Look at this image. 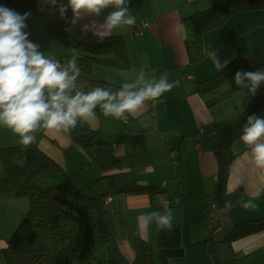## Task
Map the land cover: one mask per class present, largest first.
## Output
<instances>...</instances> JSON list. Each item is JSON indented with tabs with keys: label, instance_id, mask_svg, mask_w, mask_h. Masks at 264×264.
Segmentation results:
<instances>
[{
	"label": "crops",
	"instance_id": "obj_1",
	"mask_svg": "<svg viewBox=\"0 0 264 264\" xmlns=\"http://www.w3.org/2000/svg\"><path fill=\"white\" fill-rule=\"evenodd\" d=\"M145 2L147 10L144 19L148 24L142 34L135 33L141 20L134 27L126 26L112 32L125 35L131 66L126 69L106 65L101 69L93 66V74L121 87L123 83L133 82L141 70L149 77L155 75L157 78L167 72L170 80L180 81L179 86L167 93L159 103H150L136 118L129 117L125 122L97 115L92 124L83 125L98 130L113 144L122 165L133 170L139 182L154 184L161 191L153 197L148 194H123L107 198V209L115 223L118 245L123 255L128 260L134 259L136 252L130 235H137L155 245L159 264H212L209 245L205 241L207 230L204 227L205 208L214 199L218 170L212 150V131L233 122L247 107L251 96L235 85L234 78L205 97L195 92L196 82L218 71L215 56L221 64H227L233 59L253 53L264 44V9L237 12L221 27L206 31L202 36L206 55L195 65L191 78L183 76L186 74L184 71L188 56L182 19L209 7L214 0ZM107 15L108 11L104 12L103 19L100 17L98 23L102 24ZM87 23L89 19L78 25L83 27ZM227 90L231 91L230 97L219 100V96ZM206 98L215 101L214 104L209 106ZM0 129L10 132L2 126ZM10 133L12 137L15 136L14 143H18L19 137ZM198 134L204 148L201 155L191 147V137ZM36 136L35 144L56 159L75 184L92 194L93 181L101 171L91 162L84 149L73 141L71 134H56L45 130ZM232 150L235 157L229 170L227 191L243 187L248 196L246 201L251 200L258 207L256 210H245L238 205L228 210L222 216L219 237L234 224L264 213V175L255 170L239 138L233 141ZM47 178L55 180L57 177ZM165 197L181 199L180 206L170 208L174 217L172 231L157 230L154 223L143 232L139 231L137 217L161 211V201ZM193 209L195 213H192ZM189 218L190 227L197 225L194 230L187 228ZM189 242L190 245L203 242L205 246L200 247L192 262L187 259ZM0 244V247L5 246L3 242ZM233 248L240 259L238 264H261L264 261V230L235 240ZM103 257L106 256H100L99 259Z\"/></svg>",
	"mask_w": 264,
	"mask_h": 264
},
{
	"label": "trees",
	"instance_id": "obj_2",
	"mask_svg": "<svg viewBox=\"0 0 264 264\" xmlns=\"http://www.w3.org/2000/svg\"><path fill=\"white\" fill-rule=\"evenodd\" d=\"M59 2L67 3V0ZM0 4L20 14H37L44 20L54 39L67 48L80 51L79 55L68 54V58L55 57L61 63L73 56L78 58L81 69L78 83L83 90L95 86L110 87L113 90L120 88L94 76L93 66L99 64L118 69L129 68L131 62L125 35L111 33L102 42H98L91 32L84 36L78 24L68 31L70 24L61 19L52 6L40 10L41 0H0ZM263 9L264 0H214L209 7L183 17L184 43L188 56L184 71L186 74L183 76L192 78L195 65L205 57L202 36L206 31L221 27L237 12ZM67 18L69 21L72 18L71 9L67 12ZM258 69H264V44L251 54L231 60L223 71L197 81L195 92L205 97L230 82L237 71ZM230 94L231 91L227 90L218 99H227ZM214 102L206 98L209 106ZM97 115L104 118L99 110ZM252 115L264 117V85L251 96L247 107L233 122L212 131V150L218 163L212 202L221 209L222 216L240 205L239 201L248 199L243 187L227 191V180L235 157L233 141L239 138L248 117ZM70 134L101 171L93 181L92 194L75 184L62 165L35 143L27 150L20 143L0 147V159L5 169V176L0 178V197H27L30 204L27 215L6 245L0 247V264H103L96 256L102 247L106 249L107 264H159L155 245L137 235H130L136 252L134 259L128 260L123 255L118 245L115 223L107 209V198L123 194H148L153 197L161 191L154 184L139 182L135 172L122 165L113 144L98 130L80 125ZM44 176H55L58 182L44 186L41 182ZM225 201H231L232 207L225 210ZM221 229L220 225L219 231ZM263 230L264 213L234 224L222 237H219V231L213 234L212 230L207 229L205 241L209 245L212 264H237L240 259L234 251L233 242Z\"/></svg>",
	"mask_w": 264,
	"mask_h": 264
},
{
	"label": "clouds",
	"instance_id": "obj_3",
	"mask_svg": "<svg viewBox=\"0 0 264 264\" xmlns=\"http://www.w3.org/2000/svg\"><path fill=\"white\" fill-rule=\"evenodd\" d=\"M130 3L131 0H67V3L41 0L40 10L52 6L70 24L68 31L89 19L82 33L87 36L91 32L102 42L118 28L135 26ZM106 11L104 22L98 23ZM30 16L31 13L20 14L0 5V126L17 135L24 150L36 143L38 132L70 134L80 125L92 124L97 119V110L104 117L119 121L136 118L150 103H159L180 84L179 80H170L167 72L157 78L141 70L133 82L123 83L116 90L104 86L83 90L78 83L81 76L78 58L73 56L61 63L42 52L26 31ZM214 61L220 72L227 66L216 56ZM234 83L245 94L254 96L264 85V69L237 71ZM239 141L246 147L245 155L250 157L255 170L264 175V117L249 116ZM239 204L245 210L258 207L251 200H241ZM231 207V201H225V210ZM173 219L172 210L165 207L137 217V227L143 232L154 223L157 230L172 231Z\"/></svg>",
	"mask_w": 264,
	"mask_h": 264
},
{
	"label": "rangeland",
	"instance_id": "obj_4",
	"mask_svg": "<svg viewBox=\"0 0 264 264\" xmlns=\"http://www.w3.org/2000/svg\"><path fill=\"white\" fill-rule=\"evenodd\" d=\"M1 5V4H0ZM145 0H131L129 11L131 12V15L136 17V23L141 20V22L144 20L145 12L147 10ZM101 18L103 19V14L101 15ZM26 31L30 32L29 39L36 44L40 46V50L42 52H45L46 55H49L51 57L53 56H62L64 58H68V54H75L79 55L80 51L75 49H70L64 46L59 40L54 39L44 22L37 14L31 15V17L28 20L27 23V29ZM100 67L103 69V65H94V67ZM99 69V68H98ZM11 132V131H10ZM7 130L0 129V147L5 146H12L19 144L14 143L15 136L12 137V134ZM5 176V169L3 166V163L0 159V178ZM51 177V176H48ZM54 177V176H52ZM42 184L44 186H51L52 184H55L58 182V178L55 180H52V178H47V176H44L42 178ZM192 184L196 185V182H193ZM161 199V198H160ZM160 199H157V201H161ZM29 199L27 197H13V198H2L0 197V242H3V244L6 245L7 240L10 238V236L13 234L19 223L22 221V219L27 215V212L29 210ZM195 209L192 210V213H195ZM190 218L187 224V228H192L194 230L197 225H192L190 227ZM206 224V223H205ZM207 230V226H204ZM191 243L189 242V245ZM0 246H2L0 244ZM200 247H205L203 242L193 243L188 247V257L187 259L192 262L193 256H196L199 251ZM183 253V252H182ZM187 252L184 250V255H186ZM96 256L100 258V256H106V250L105 247L101 250L99 249L96 252ZM101 260V259H100ZM132 260V259H131ZM102 262L104 264H107L106 257H103ZM238 264V263H237Z\"/></svg>",
	"mask_w": 264,
	"mask_h": 264
},
{
	"label": "built area",
	"instance_id": "obj_5",
	"mask_svg": "<svg viewBox=\"0 0 264 264\" xmlns=\"http://www.w3.org/2000/svg\"><path fill=\"white\" fill-rule=\"evenodd\" d=\"M148 21L144 19L141 25H137L135 33L142 34L143 29L147 26ZM52 58L56 59L55 56ZM162 100V99H161ZM191 147L196 150L197 154L201 155L204 152L203 145L200 141V134L191 137ZM180 198L179 197H165L161 201V205L163 208H172L173 206L180 205ZM222 222V212L221 209L215 202H211L206 206V226L207 229L212 230L213 234H216Z\"/></svg>",
	"mask_w": 264,
	"mask_h": 264
}]
</instances>
